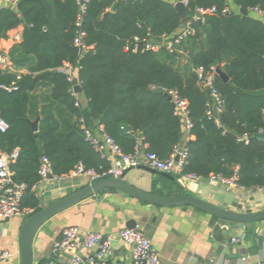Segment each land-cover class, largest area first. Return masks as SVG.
<instances>
[{"label":"trees","instance_id":"trees-1","mask_svg":"<svg viewBox=\"0 0 264 264\" xmlns=\"http://www.w3.org/2000/svg\"><path fill=\"white\" fill-rule=\"evenodd\" d=\"M188 1L189 19L198 8L217 13L205 23L194 22V34L177 43L183 24L173 0H90L80 27L86 33L85 55L74 45L76 0H17L16 10H0V40L25 27L22 42L9 53L13 69L0 68V118L8 125L0 131V148L6 154L19 151L12 170L15 182L26 187L23 208L41 209L36 188L43 160L57 176L79 163L96 171L110 168L86 140L81 119L92 131L102 126L124 154H134L142 144L145 153L168 159L184 138V122L165 96L169 91L187 101L192 124L184 173L230 178L237 169L240 186L264 187V140L255 138L264 132V23L230 10L227 0ZM233 3L264 14V0ZM157 37L166 39L159 51H142L145 40ZM135 38L140 50L125 52ZM65 64L74 67L83 88L86 103L80 108L61 72ZM217 67L229 78L224 83L215 74L225 101L219 125L207 115L210 95L199 86L197 73L202 68L211 74ZM38 117L34 132L31 122ZM245 134L249 144L240 139ZM163 180L176 190L166 195H185L176 183Z\"/></svg>","mask_w":264,"mask_h":264},{"label":"crops","instance_id":"crops-1","mask_svg":"<svg viewBox=\"0 0 264 264\" xmlns=\"http://www.w3.org/2000/svg\"><path fill=\"white\" fill-rule=\"evenodd\" d=\"M227 2L230 10L240 12L233 0H227ZM17 3L0 0V10L5 8L16 10ZM248 15L264 23L262 12L249 11ZM24 29V25H20L9 31L6 39L0 40L2 54L9 56L11 49L22 42ZM78 99L82 104L86 103L83 94H79ZM93 133L100 136L98 129ZM187 140L188 137L184 136L182 143H186ZM107 157H112L109 151H107ZM162 177L165 178L162 175L135 168L127 173L125 181L146 192L158 195L168 196L167 193L176 192L175 188H171ZM172 177L185 195L195 196L240 213L264 210V197L250 190H229L209 179L194 181L188 178ZM51 185L52 183L40 184L36 188L41 208L88 186V183L85 180H76L63 184L61 192L56 189L48 191ZM40 193L41 197H39ZM130 219L135 220L151 240L161 256L162 264H240L243 253L249 254L254 260L264 261V222L246 226L243 229L246 234L245 240L239 244H233L230 240L240 233V230H231L228 223L221 222L193 207H156L133 199L121 191H103L57 214L41 227L33 241L34 264L44 260L48 264L72 263L73 254L54 250L62 230L71 226L79 227L83 232L114 235L116 239L111 263L134 264L130 247L116 237L121 230L125 229V223ZM24 222L25 220L18 218L0 224V253L3 251L11 253V257L1 261L0 264L21 263L19 236ZM81 255L83 258L81 264H90L88 258L94 255V250L82 247ZM95 264L104 263L96 261Z\"/></svg>","mask_w":264,"mask_h":264},{"label":"built area","instance_id":"built-area-1","mask_svg":"<svg viewBox=\"0 0 264 264\" xmlns=\"http://www.w3.org/2000/svg\"><path fill=\"white\" fill-rule=\"evenodd\" d=\"M7 1L11 3L17 2V0ZM76 1L79 6V14L77 18L79 31L75 36L74 45L79 53L83 55L84 52L88 51V48L85 43L86 33L81 30L80 27L82 24V17L86 12L87 4L90 0ZM173 2H181L189 9L188 0H173ZM229 9H224L223 13L228 12ZM216 13V8L196 9L193 17L191 19L188 18L183 24L181 31L177 35L176 42L179 43L187 35L194 34V22L205 23L207 16L215 15ZM162 38V43L155 39L145 40L143 42L144 46L142 51H159L161 46L166 44V39L164 37ZM139 43L140 39L135 38L133 44L125 47V52H129L130 50L136 52L140 50ZM167 47L169 50H172V43L169 42ZM0 68L13 69L9 56L2 54L1 51ZM61 72L67 76L68 81L73 85L74 78H76L74 67L70 64H65L63 68H61ZM197 73L199 75V86L208 91L210 95L207 115L209 118L214 119L219 125V116L224 112L225 101L215 84L216 70L214 68L213 73L205 74L204 69L200 68ZM40 89L45 90V87L41 86ZM72 93L77 98L76 107H82V103L79 101L78 95L75 93L74 86ZM167 94L172 97L171 101L175 106V115L182 118L184 122V136L188 137V133L192 127L188 118V103L186 100L181 99L174 91H169ZM80 122L86 140L90 142L102 158L110 161V168L107 170L96 171L94 169H86L82 163H79L69 173L57 176L53 173L50 162L48 160H43L39 171L41 184L52 183L55 189L61 192L63 184L74 182L76 180H85L88 185H91L102 179H119L125 172L139 167H146L160 173H166L179 178H188L194 181H200L203 179L193 174L184 173V167L187 163V148L185 143L177 146L174 152L166 160H162L154 153H145V146L142 144L136 146L134 154L127 155L122 152L121 148L113 139L105 134L102 126L98 128L100 136H97L92 130L87 128L84 119H81ZM7 129L8 125L0 118V131L5 132ZM258 134H264V132L260 131ZM240 139L243 140L245 144H249L251 140L250 136L247 134L241 136ZM107 151L112 155L111 158L107 157ZM18 156V150H15L11 154H6L0 148V221L18 218L26 221L34 214V210L22 207V200L26 189L25 185L17 183L14 180L12 165L15 163ZM237 172L238 170L236 169L234 175L230 178L211 175L208 179L212 182H218L222 187L229 190L238 189L241 191H249L239 185ZM50 175L53 177L51 180L48 179ZM250 191L254 194L262 195L264 194V187L255 188ZM240 231V233L231 238L233 244H239L245 240L246 234L244 230L241 229ZM116 237L130 247L134 264H162L159 252L143 232L135 229H123ZM115 239L114 235H102L90 231L83 232L79 227L71 226L62 230L60 239L54 245V250L55 252H69L73 254L71 264H81L83 262L81 249L84 247L87 250H94V255L88 258L90 264H95L96 261L103 262L104 264H112L111 260L114 254L113 242ZM10 257L11 253L9 251H3L0 253V262L9 259ZM51 264L65 263L54 262ZM240 264H264V261L254 260L249 254L243 253L240 258Z\"/></svg>","mask_w":264,"mask_h":264},{"label":"water","instance_id":"water-1","mask_svg":"<svg viewBox=\"0 0 264 264\" xmlns=\"http://www.w3.org/2000/svg\"><path fill=\"white\" fill-rule=\"evenodd\" d=\"M167 1L171 2L172 0H167ZM174 8L177 11L178 15L180 16L181 23L184 24L190 15L189 9L186 6H184V4L181 2L174 3ZM248 12L249 10L246 9L240 10V13L242 15H248ZM155 40L160 43L163 42L162 37H157L155 38ZM85 54L86 52L83 53V55ZM216 73L224 83L229 82V78L221 70L220 67L216 68ZM73 86L75 93L77 95L83 94V88L81 87L77 77L74 78ZM165 96L169 100L172 99V97L167 93H165ZM39 122H40V117H38L35 121L31 122V126L34 132L38 131ZM138 137L140 139L142 138L141 135H139ZM255 138L259 140H264V134H257ZM139 168L150 171L154 174L162 175L171 182L177 183L174 177L166 173H160L146 167H139ZM129 171L125 172L119 179L108 178V179H102L96 181L91 185L81 188L69 195L62 197L61 199L53 202L52 204L44 208H41L39 211L34 213L32 216H30L24 222L20 231V236H19V244L21 251L20 264H34L33 241L38 231L48 220H50L52 217L56 216L57 214L73 207L74 205L84 200L97 196L103 191H121L133 199H137L142 203L156 207H163V208L193 207L219 220L225 221V223H228L229 228L231 230H241L244 229L246 226H253L257 223L264 222V210L258 212H250V213H240L212 204L201 198L191 195L164 196L151 192H146L125 181V177ZM52 178L53 177L51 175L48 177V179L50 180ZM54 189L55 187L51 185L48 191H53ZM41 196L42 194L40 193L39 197ZM7 221L8 220L0 221V224H4ZM125 229H129V230L135 229L140 232H143V230L139 227L138 223L133 219L126 221ZM113 246H114V242H113Z\"/></svg>","mask_w":264,"mask_h":264},{"label":"rangeland","instance_id":"rangeland-1","mask_svg":"<svg viewBox=\"0 0 264 264\" xmlns=\"http://www.w3.org/2000/svg\"><path fill=\"white\" fill-rule=\"evenodd\" d=\"M137 187H138V186H137ZM258 197H260V195H258ZM261 197H264V194H262Z\"/></svg>","mask_w":264,"mask_h":264}]
</instances>
